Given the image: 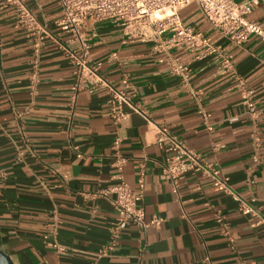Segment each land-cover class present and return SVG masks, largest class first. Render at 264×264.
I'll use <instances>...</instances> for the list:
<instances>
[{"label": "crops", "instance_id": "1", "mask_svg": "<svg viewBox=\"0 0 264 264\" xmlns=\"http://www.w3.org/2000/svg\"><path fill=\"white\" fill-rule=\"evenodd\" d=\"M26 3L58 39L44 42L32 92L29 37L17 24L14 4L0 0V247L15 264H264V223L255 224L237 198L202 173L181 174L174 191L157 142V126L166 125L264 214V38L252 33L233 43L196 2L188 4L180 10L182 20L226 46L233 67L223 71L213 53L173 47L171 53L190 68L186 87L154 40L129 34L118 20L87 18L92 61H101V72L117 85L128 76L132 102L151 118L126 103L128 116L115 123L107 88H85L73 97L76 67L58 40L77 43L58 24L60 2ZM246 17L264 26V4ZM245 91L260 110L258 164ZM117 150L127 156L122 176H115L112 163ZM143 162L146 218L164 219L145 231L129 223L108 254L99 255L117 218L115 193L100 191L122 178L138 189ZM55 239L68 249L58 251Z\"/></svg>", "mask_w": 264, "mask_h": 264}, {"label": "built area", "instance_id": "2", "mask_svg": "<svg viewBox=\"0 0 264 264\" xmlns=\"http://www.w3.org/2000/svg\"><path fill=\"white\" fill-rule=\"evenodd\" d=\"M16 10L17 24L25 29L33 51L32 71L30 73V87L35 92L39 82L40 53L47 38L58 39L49 28L46 22L41 21L26 0H9ZM61 4L63 14L58 19V24L70 33V40L76 42L75 47L59 41L60 46L71 58L76 67V78L74 81L76 98L77 93L82 89L90 91L99 88L109 90L110 113L115 123L126 118L129 111L125 104H129L134 110L143 113L151 120L146 110L139 104L132 102L128 76H124L121 85L105 76L101 70V61L93 62L91 58V42L86 35L85 27L87 18L101 20L110 18L121 21L128 28L129 34H135L142 38L155 41L154 47L157 50L166 52V59L169 61L171 70L178 74L184 86H190V68L188 63L182 61L179 56L173 55V47H183L189 50H197L201 54L213 53L223 71L233 67L226 46L216 43L201 29L185 23L180 15V10L192 2H196L209 23L231 42L241 44L252 33L259 34L264 38L263 23L250 20L246 14L255 7L264 4V0H58ZM168 33L167 37H163ZM1 46V38H0ZM244 102L252 121V158L255 164L261 162V149L263 140L261 137L260 110L255 100L247 91L244 92ZM211 128V125L209 124ZM119 137L114 139V146L117 147ZM157 142L165 150L163 170L173 183L174 191L178 190L177 183L181 174L191 172L202 173L212 179L214 185L226 193L232 194L239 200V209L244 213H250L255 224L264 223V214L260 206L242 197L230 185L227 176L221 173L212 161L207 160L203 154L183 139L178 138L169 130L166 125L157 126ZM77 147V146H76ZM81 155V153H78ZM127 162V156L118 150L113 154V165L118 170L115 176H122V170ZM253 179H251V182ZM138 189H134L124 178L118 182L102 189V193L114 192V204L117 211V218L110 227V244L102 248L99 255H106L110 248H113L120 240L123 229L134 223L145 231L148 226H160L164 217L154 215L146 218V211L141 200L145 189V164L139 171ZM197 187H200L198 184ZM222 221L220 215L217 216ZM228 233L229 231L226 230ZM230 239L233 237L229 235ZM52 244L58 251L68 249L67 245L54 240ZM92 264H97L96 262Z\"/></svg>", "mask_w": 264, "mask_h": 264}, {"label": "water", "instance_id": "3", "mask_svg": "<svg viewBox=\"0 0 264 264\" xmlns=\"http://www.w3.org/2000/svg\"><path fill=\"white\" fill-rule=\"evenodd\" d=\"M0 264H15L10 254H8L1 247H0Z\"/></svg>", "mask_w": 264, "mask_h": 264}]
</instances>
